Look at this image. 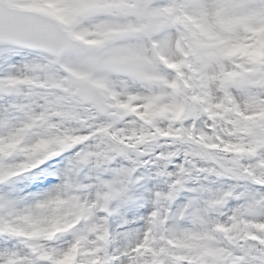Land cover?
I'll return each instance as SVG.
<instances>
[{"label": "snow or ice", "instance_id": "1", "mask_svg": "<svg viewBox=\"0 0 264 264\" xmlns=\"http://www.w3.org/2000/svg\"><path fill=\"white\" fill-rule=\"evenodd\" d=\"M0 264H264V0H0Z\"/></svg>", "mask_w": 264, "mask_h": 264}]
</instances>
